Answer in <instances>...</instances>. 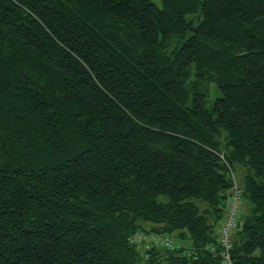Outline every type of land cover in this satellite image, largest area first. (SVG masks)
<instances>
[{"label":"trees","instance_id":"obj_1","mask_svg":"<svg viewBox=\"0 0 264 264\" xmlns=\"http://www.w3.org/2000/svg\"><path fill=\"white\" fill-rule=\"evenodd\" d=\"M235 165L264 264V0H0V264H222Z\"/></svg>","mask_w":264,"mask_h":264},{"label":"built area","instance_id":"obj_2","mask_svg":"<svg viewBox=\"0 0 264 264\" xmlns=\"http://www.w3.org/2000/svg\"><path fill=\"white\" fill-rule=\"evenodd\" d=\"M229 176L233 181V185L231 187L230 196L227 200L224 221L217 229V239L222 246L220 250L222 264H235L230 254L231 237L237 229L242 197V190L237 185L234 173L231 169H229ZM130 242L139 246L143 252L150 250L153 247H164L167 249H174L176 247L175 241L170 235L165 233H145L138 231L130 237Z\"/></svg>","mask_w":264,"mask_h":264},{"label":"rangeland","instance_id":"obj_3","mask_svg":"<svg viewBox=\"0 0 264 264\" xmlns=\"http://www.w3.org/2000/svg\"><path fill=\"white\" fill-rule=\"evenodd\" d=\"M222 150H225V149L222 147ZM244 174H245V169L243 167H241L239 165H235L234 166V177H235L237 185L239 184L240 187H241V184H242V180H243ZM161 198H164V197L161 196ZM250 207H251V205L248 202V200L244 196H242L241 197V204H240V208H239V216H240L241 225L244 222L245 218L249 216ZM225 214H226V212H225ZM143 226L144 227H148V226H150V223L147 221L146 223H143ZM171 238H174L176 240L175 236H172ZM160 249H162L164 251L167 248L161 247Z\"/></svg>","mask_w":264,"mask_h":264},{"label":"bare ground","instance_id":"obj_4","mask_svg":"<svg viewBox=\"0 0 264 264\" xmlns=\"http://www.w3.org/2000/svg\"><path fill=\"white\" fill-rule=\"evenodd\" d=\"M146 252H147V251H146ZM146 252H145V253H146ZM144 257H145V256H144ZM146 258H147V257H146Z\"/></svg>","mask_w":264,"mask_h":264},{"label":"crops","instance_id":"obj_5","mask_svg":"<svg viewBox=\"0 0 264 264\" xmlns=\"http://www.w3.org/2000/svg\"><path fill=\"white\" fill-rule=\"evenodd\" d=\"M238 186H240L239 184H238ZM225 217V216H224Z\"/></svg>","mask_w":264,"mask_h":264}]
</instances>
